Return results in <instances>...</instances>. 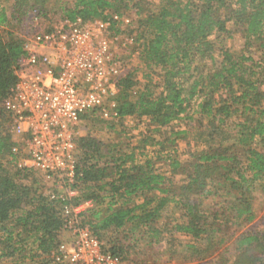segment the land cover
Instances as JSON below:
<instances>
[{
  "label": "trees",
  "instance_id": "16d2710c",
  "mask_svg": "<svg viewBox=\"0 0 264 264\" xmlns=\"http://www.w3.org/2000/svg\"><path fill=\"white\" fill-rule=\"evenodd\" d=\"M132 11L125 32L132 44L121 61L137 55L143 81L137 70L121 77L118 120L101 122L114 130L133 118L143 130L135 144L78 137L71 189L79 194L66 204L91 203L82 223L123 264L161 259L167 237L179 235L194 239L179 262L264 264V219L241 233L256 219L252 192L264 187V0H0V264H54L64 242L65 203L51 200L37 172L14 166L1 106L18 83L26 34L38 21L51 23L32 36L61 20L84 24ZM121 25L112 24L115 34H124ZM237 35L245 54L225 47ZM190 131L198 148L183 161L170 152ZM170 205L179 216L161 223Z\"/></svg>",
  "mask_w": 264,
  "mask_h": 264
},
{
  "label": "built area",
  "instance_id": "2783aa9c",
  "mask_svg": "<svg viewBox=\"0 0 264 264\" xmlns=\"http://www.w3.org/2000/svg\"><path fill=\"white\" fill-rule=\"evenodd\" d=\"M119 23L128 25L130 20H61L49 32L28 38L18 83L1 105L10 118L14 166L41 174L45 185L53 186L51 200L65 203L62 235L69 234L70 243L63 242L55 263L123 264L106 254L104 244L82 223L91 203L66 204L79 194L71 187L82 115L96 111L105 120H118L115 97L125 75L121 55L132 44L112 30Z\"/></svg>",
  "mask_w": 264,
  "mask_h": 264
},
{
  "label": "rangeland",
  "instance_id": "374dc122",
  "mask_svg": "<svg viewBox=\"0 0 264 264\" xmlns=\"http://www.w3.org/2000/svg\"><path fill=\"white\" fill-rule=\"evenodd\" d=\"M54 17L55 18H52L54 19L53 22L55 21V19L56 21L59 19L60 14L58 15L56 14ZM126 17L128 20H130V24L128 25L125 23L122 24L121 32H124V34L122 35L123 38L125 40L130 41L132 37H130L128 34H125V32L127 33L129 30L133 29L132 24L134 23V20L136 19L135 11L130 12V14L127 15ZM50 23L51 22L49 21V19L48 21H45L42 23L41 21L34 23V26H35L34 31L27 33L26 37L29 38L32 36V34H35L42 30L44 31ZM225 47L232 50L234 53H238V54L241 52L244 54L246 53L244 39H242L239 35H237L235 39L227 40L225 42ZM252 53H254V51H252ZM258 55L255 54V57H257ZM123 65L125 67V74L129 71L137 70L138 72L136 73V75L138 76V80L140 82L143 81L144 67L140 63V60L138 59L137 55L131 57L130 59H126ZM262 88L264 89V86ZM103 120L105 119H102L101 116L100 118L98 116H95V117H91L86 120H82L78 128V137H84L87 135H91L106 144L107 143L115 144L116 142L119 143L121 141H124L125 143L131 142L132 144H135L138 141L140 132H142L143 130V127H141L142 130L140 129L138 133L137 121L133 118H127L124 120V123H118L117 127L114 130L106 129L107 124L101 122ZM175 126H177V124ZM185 128H186V125L183 122L182 126L180 128L177 127L176 130H179V129L184 130ZM196 145H197V141L195 140V136L190 131L187 138L180 139L176 145L174 152H170V153L174 157L180 155V158L183 161H186L189 158V153H191V151H195L198 148ZM149 151L151 150L149 149ZM6 160L9 161L10 157ZM159 170L162 172L167 171L165 167L159 168ZM39 176L42 181V184L45 185V182L42 176L41 175ZM261 184L264 185V182ZM49 188L53 189V186ZM252 193H253V203H254V208H255L256 219L251 224L245 225L241 233L263 227L262 220L264 219V187H260V184H258V186L255 187ZM215 201H218V200H215ZM167 216L177 218L179 216V212L178 210L173 208V205H170L168 206L166 212L164 213V218H162L160 222L162 223V221H168ZM68 235L69 234H66L65 237L67 238L66 240H64V243L66 242L67 244L70 243V237ZM166 240H167V243L165 242V248H164L165 251L162 254V258L158 259L157 257L154 258L150 256V258H148V261L150 262V264H158L159 262H160L159 264H201V260H197L193 262H188V261L179 262L180 260L184 259V256L191 255V253L186 251L185 247L187 244L193 243L194 239H192L191 237H185V236L179 235L178 237L168 236ZM104 244H106L105 241H104ZM137 244L139 248L144 249L145 251L147 250L146 248L147 245L145 243L138 242ZM228 244L224 245L223 248L227 247ZM175 250H177L178 252L177 254L174 255L172 252H174ZM172 255L174 256L173 257L174 261H171L170 259V256L172 257ZM158 260H161V261H158ZM56 264H59V263H56Z\"/></svg>",
  "mask_w": 264,
  "mask_h": 264
},
{
  "label": "crops",
  "instance_id": "0c3cea01",
  "mask_svg": "<svg viewBox=\"0 0 264 264\" xmlns=\"http://www.w3.org/2000/svg\"><path fill=\"white\" fill-rule=\"evenodd\" d=\"M137 128H138V127H137ZM140 129H141V128L139 127V129H138V133H139ZM9 161H11V160H9ZM40 175H41V174H40ZM46 187H48V192L53 191L51 188H49V187H52L51 184H49V185L46 186ZM47 194H48V193H47ZM62 237H63V241L66 240V238H67V237H65V236H62ZM54 264H55V263H54Z\"/></svg>",
  "mask_w": 264,
  "mask_h": 264
}]
</instances>
